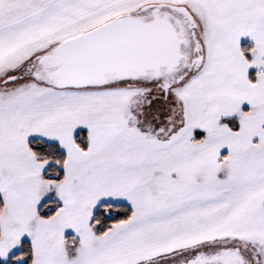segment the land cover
Segmentation results:
<instances>
[{
	"label": "snow or ice",
	"instance_id": "1",
	"mask_svg": "<svg viewBox=\"0 0 264 264\" xmlns=\"http://www.w3.org/2000/svg\"><path fill=\"white\" fill-rule=\"evenodd\" d=\"M0 264H264V0H0Z\"/></svg>",
	"mask_w": 264,
	"mask_h": 264
}]
</instances>
